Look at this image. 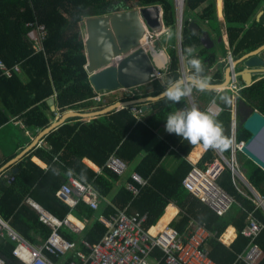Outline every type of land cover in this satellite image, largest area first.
Instances as JSON below:
<instances>
[{
    "label": "trees",
    "instance_id": "1",
    "mask_svg": "<svg viewBox=\"0 0 264 264\" xmlns=\"http://www.w3.org/2000/svg\"><path fill=\"white\" fill-rule=\"evenodd\" d=\"M133 3V6L148 7L158 5L162 9V21L166 29L159 38L160 47L169 46V62L161 80L151 82L150 89L137 87L133 95L125 94L121 98L97 102L93 100L95 92L88 80L85 70L86 57L83 53L84 44L81 35V23L86 17L101 16L119 12L114 0H0V59L12 69L19 65V72L12 71L6 77L0 71V128L10 120H19L25 130L34 134L48 127L55 118L47 99L54 97L58 113L74 110L81 113L102 109L115 101H126L162 93L167 82L180 78L178 57L176 54V13L172 0H122ZM264 0H222V14L225 22V34L228 47L235 59L257 49L264 44V15L257 21L253 16ZM221 10V0L218 1ZM184 13H192L193 20L184 17ZM181 27L179 33L180 54L187 63L186 48L195 46V55L204 66V76L208 75L215 55L202 48L198 36L187 28L189 21L208 22L217 20L215 0H184ZM28 23L43 24L47 30L44 51L36 52L31 39L32 30ZM171 30V43L165 44ZM208 59L204 63V60ZM188 64V63H187ZM224 65L216 70L210 86L223 82ZM191 70L188 72L190 75ZM242 83V82H241ZM242 86H245L242 83ZM196 90V96L189 95L194 107L203 111L205 105L213 101L223 108L217 119L223 127V133L229 138L232 114L231 95L213 91ZM227 97V100L223 99ZM200 103H203L202 105ZM246 105L264 116V78L254 84L245 86L236 101ZM131 107V106H130ZM130 107L110 111L91 121L70 118L61 126L43 137L46 148H34L16 164L18 170L13 181L0 176V217L7 221L23 239L31 243L44 240L50 233V227L39 220V214L27 202L33 200L45 211L58 220L68 215L84 221V229L80 233L70 231L66 226L58 230L67 239L76 241V249L87 254L80 239L95 243L105 232L104 225L98 216H107L127 207L129 213H146L144 228L155 226L162 217L165 208L174 204L178 209L176 217L169 226L179 233H184L188 222L193 220L205 225L215 234L207 243L210 256L216 264H242L237 256L243 254L249 239L241 234L251 217L262 226L255 239L263 253L258 264H264V210L240 195L231 183L229 171L225 168L218 179L219 186L234 198L235 204L228 213L218 216L207 205L200 202L184 189L182 181L192 169L185 160L186 154L195 145L190 144L175 134H166L157 140V133L165 127L166 117L177 109H186L187 97L179 103L165 97L149 104V112L141 117L135 116ZM133 107L139 108V105ZM238 118V117H237ZM236 141H246L250 132L238 124ZM230 139V138H229ZM31 139H24L21 146H27ZM200 144L203 145L202 142ZM152 145V146H151ZM20 146V145H19ZM169 147H176L182 158L172 171L160 167L164 154ZM228 154L229 147L222 151ZM110 155L118 156L131 173L138 174L147 180V185L139 188L137 196H133L123 186L113 192L114 185L120 181L104 167ZM142 158L132 168L139 156ZM14 156V155H13ZM32 158L46 165L41 170L32 163ZM217 158L216 149L205 148L197 166L204 168L205 163H212ZM87 160L98 170H90L83 164ZM241 165L242 173L251 187L264 198V171L252 161ZM1 168V165H0ZM69 177L88 185L97 194V208L91 209L79 200L73 208L63 203L56 193L67 182ZM130 182L128 177L125 183ZM169 208V207H168ZM167 210V209H166ZM171 208L167 213H171ZM168 215V214H167ZM232 227L235 238L229 245H223L218 238ZM230 230L228 234L232 233ZM14 243L8 239H0V257L4 264H17L12 255ZM66 261L75 260L74 253H68ZM154 255L159 257L161 251L155 249Z\"/></svg>",
    "mask_w": 264,
    "mask_h": 264
},
{
    "label": "built area",
    "instance_id": "2",
    "mask_svg": "<svg viewBox=\"0 0 264 264\" xmlns=\"http://www.w3.org/2000/svg\"><path fill=\"white\" fill-rule=\"evenodd\" d=\"M20 2L24 0H18ZM183 3V0H181ZM177 8V2L175 0ZM31 32L33 47L36 52L44 51V41L47 36L45 25L39 23H28ZM145 34L149 39V44L158 40L166 29L152 31L146 27ZM141 47H143L141 45ZM177 57L179 64L180 78H184L182 69V56L180 48L177 45ZM235 57L232 50L227 46L223 58L224 68L228 70L230 82L226 88L215 91L220 93H229L231 95V114L232 121L229 138L231 144L228 154L221 150H216L217 158L212 163H208L204 168L192 167L182 181L185 190L191 193L200 202L207 205L218 216H223L235 204L234 198L226 193L218 184V179L224 172L225 168L229 171L231 183L236 191L252 201L256 207L264 210V198L261 197L247 182L241 173L237 160V152L245 141H236L237 117L236 101L239 93L245 86H239V73L235 65ZM0 71L6 77H10L12 71L19 72V65L15 64L12 69L7 68L0 59ZM165 72L154 71L151 75V81L161 80ZM133 90V89H132ZM135 92V91H134ZM106 93H96L93 100L99 102L101 97ZM55 97V96H54ZM188 108L194 107L187 96ZM59 108L54 111L55 120L59 118ZM130 111L137 117H141L143 112L139 108L130 107ZM214 118L220 116L223 108L217 103L211 101L203 108ZM105 169L117 178H124L128 173V166L118 156L110 155L106 160ZM10 174V173H9ZM4 175L3 178L13 181L12 175ZM130 182L125 183L124 187L133 196H137L139 188L147 185V180L141 178L136 173H131ZM56 196L67 206L73 208L81 200L91 209L97 208V194L88 185H84L73 177H69L67 182L61 186ZM27 202L39 214V220L46 226L50 227L49 235L38 243H31L23 239L9 223L0 217V239L6 238L14 243L12 255L15 257L17 264H216L207 248L208 241L215 236L205 225L193 220L188 222L184 233H179L176 229L166 224L162 229L151 232L152 227L144 228L143 223L146 220V213L139 214L129 213L127 207L123 210H117L107 216L99 215L98 220L104 225L105 232L95 243H88L80 239L83 248L87 251L84 254L76 249V241L67 239L60 232L61 226H66L70 231L80 233L85 226L83 221L73 223L66 217L58 220L49 212L31 199ZM262 230L259 222L251 217L248 225L241 231V234L249 239L246 251L237 256V260L242 264H258L263 257L255 239ZM220 242L221 237L218 238ZM155 249L161 251L159 257L154 255ZM68 253H74L75 260L66 261ZM0 264L4 260L0 257Z\"/></svg>",
    "mask_w": 264,
    "mask_h": 264
},
{
    "label": "water",
    "instance_id": "3",
    "mask_svg": "<svg viewBox=\"0 0 264 264\" xmlns=\"http://www.w3.org/2000/svg\"><path fill=\"white\" fill-rule=\"evenodd\" d=\"M175 13L177 45L179 46L181 13L179 14L177 10ZM144 24L152 31L163 28L162 9L160 6H135L131 10L84 18L81 25L84 29L83 53L86 57L85 70L94 92L111 93L137 87H145L148 90L152 82L150 77L153 72H164L167 69L169 58L166 55V48L160 47L157 40H154L146 47H141L140 40L145 32ZM187 28L193 35L198 36V26L194 21H189ZM198 41L201 47L205 49L213 47L207 32H202L198 37ZM262 51L264 52V44L243 55L240 60L235 61V65L242 66L244 69L239 73V80L245 86L249 87L251 85L253 76L264 74V58L259 56ZM183 79L186 80V77ZM229 82V73L226 69L223 82L217 86H210L207 90L216 91L226 88ZM162 93L153 97L147 96L126 101H115L102 109L90 112L66 111L43 129L35 137L31 145L11 161L9 167L14 166L44 136L70 118L92 120L110 111H117L134 105H141V111L143 112L148 104L164 98ZM46 103L50 107L51 112L55 111L53 98L47 99ZM236 108L238 124L250 132L249 138L239 150L264 171V116L240 103L236 105ZM2 172L0 170V174ZM17 172L18 170L13 168L9 175H16Z\"/></svg>",
    "mask_w": 264,
    "mask_h": 264
},
{
    "label": "crops",
    "instance_id": "4",
    "mask_svg": "<svg viewBox=\"0 0 264 264\" xmlns=\"http://www.w3.org/2000/svg\"><path fill=\"white\" fill-rule=\"evenodd\" d=\"M218 1L219 0H215V5H216V18H217V21H218V24H219V31H218V33L215 30H213L211 27H209L208 22H205V21L204 22H199V23H201L202 27L198 26V24H197L198 22L197 23L195 22V23L198 26V30L200 29V30H202V32H207L208 33L209 40L213 43V47H214V43H217V41L220 39V41L223 43V45H222L221 48H222V51H224L225 48L228 46V43H227V36L225 34L226 33L225 32V22H224L223 14H222V0H221V10H219ZM263 15H264V1L262 2V5L258 9V11L253 16V20L254 21H257L260 17H263ZM175 42H176V46H177V34L175 36ZM211 49H205V50H208L210 53H213L215 55V61L211 65V68H210V70L208 72V75L206 76L209 81L212 79V77L215 74L216 70L220 69V66H223V58H224V55L223 56H220V55L217 54L216 51L214 52ZM166 55L169 58V54H168L167 51H166ZM259 56H261V57L264 58V52L262 51ZM240 59H237V60H240ZM207 60L208 59H205L204 60V63L207 62ZM181 65H182L184 77L187 78L188 77L187 74H188V72L191 69H190V66L184 61V57H182ZM237 69H238V66H237ZM243 70L244 69H242V71ZM262 76H264V75L262 74V75H260L259 77H256V78H253L252 77V79H251V85L254 84L255 82L261 80L262 78H264ZM223 78H224V70H223ZM246 80L248 81V79H246ZM239 81L241 82V80H239ZM120 91H123V90H119V91H115V92H120ZM133 91L137 92L138 91V88H134ZM115 92L106 93L103 97L110 96L112 93H115ZM213 92H215V91H213ZM191 95H193L192 97L194 98L196 96V90H193V92H192ZM189 98H190V96H189ZM102 101H105V99L102 100ZM190 101H191V99H190ZM191 103H192V101H191ZM200 104L202 105L203 103H200ZM187 105H188V102H187ZM139 106H141V105H139ZM140 109H141V107H140ZM143 112H145V113H148L149 112V104L147 105L146 110L143 111ZM89 121H91V120H88V122ZM40 132L41 131H39L38 133L34 134V132H32L31 130H25L23 128L22 123L19 120H10L7 124H5L4 126H2L0 128V165H1L0 170L3 171L0 174L1 177H3L2 174L8 175L9 173H11V171L13 170V168H16L15 167L16 164L21 159L14 166L9 167L11 161L13 159H15L16 156L19 155V153H21L25 148L29 147L31 145V143L34 141L35 137ZM166 134H168V132L165 130V127H164V128H162L157 133V140H160V139L164 138V136ZM27 138H30L31 139V143L28 144L27 146H23L22 147L21 146V143H23L24 142V139H27ZM35 146H39V147L46 148V143H45V141L41 140ZM190 150L191 151H189L186 154L185 160H187L192 167H194V166L198 167L197 166V163L199 162L202 154L204 153L205 147H204V145H202L200 143H197ZM27 154H25V155H27ZM141 158H142V155L139 156V158L134 163V165L132 166V168L134 166H136V164H138V162L140 161ZM181 158H182V156L180 155V153H179V151L177 150L176 147H169V149L166 151V153L163 156V159H162V161L160 163V167L163 168V169H165L166 171H172L175 168V166L178 164V162H179V160ZM32 163H34L36 166H38L41 170H46L47 169L46 165L43 164L42 162H40L36 158H32ZM83 164L85 166H87L90 170L94 171V173H98V170L89 161L84 160L83 161ZM205 165H208V163H205ZM240 166H241V164H240ZM130 170L131 169H129V172L126 174V176L124 178H121L120 181L117 184L114 185L113 192H115V190H117V189H119V188H121V187H123L125 185L126 179L130 176V174L132 172ZM243 177H244V175H243ZM168 207L171 208V211H172L170 214L167 213V210L169 209ZM177 213H178L177 207H175V205L172 204V203L169 204L165 208L162 217L159 219V221L156 223V225L155 226H152L151 232L152 233H155L156 230L162 229L166 224H169L176 217ZM67 217L73 223H78V221H81V220L75 218L73 215H68ZM230 230H232L233 232L230 233V234H228V232ZM234 238H235V230H234V228L229 227L225 231V233L221 236V240L223 241L221 243L223 245H226L227 246V245H229L234 240Z\"/></svg>",
    "mask_w": 264,
    "mask_h": 264
},
{
    "label": "clouds",
    "instance_id": "5",
    "mask_svg": "<svg viewBox=\"0 0 264 264\" xmlns=\"http://www.w3.org/2000/svg\"><path fill=\"white\" fill-rule=\"evenodd\" d=\"M183 4H184V0H183ZM174 7L176 12L177 8L175 5ZM163 28L165 29L164 24H163ZM168 36L169 38H171V30H169ZM186 53L188 57L187 63L191 69L190 75L186 78V80L170 79L167 82V85L162 93L163 97L174 103H179L182 98L191 95L194 88L199 91H206L210 87L208 78L203 75L204 73L203 63L195 55L196 53L195 46L187 47ZM225 70L226 69H224V71ZM95 93H99V92H95ZM102 93H107V92H102ZM51 98H53L54 100V97ZM223 99L227 100V97H224ZM63 113H60V116ZM165 121H166L165 130L169 134H175L178 137H181L183 140H187L190 144L195 145L197 143L202 142L205 148H211L221 151L227 149L231 144V140L228 137H226L223 133L222 124L212 115H210L207 111H201L196 107L177 109L173 112H170L167 115Z\"/></svg>",
    "mask_w": 264,
    "mask_h": 264
},
{
    "label": "rangeland",
    "instance_id": "6",
    "mask_svg": "<svg viewBox=\"0 0 264 264\" xmlns=\"http://www.w3.org/2000/svg\"><path fill=\"white\" fill-rule=\"evenodd\" d=\"M172 1L174 3V0H172ZM114 2L118 4V5H115V6H117L120 9L119 12L126 11V10H131L132 8L129 9V6L130 5L132 6V4H134V2L133 3H125L122 0H114ZM133 8H134V6H133ZM184 17H189L190 20L191 19L192 20L194 19L192 13H184ZM197 24H198V26L202 27L201 23L198 22ZM208 24H209V27H211L213 30H215L218 33V31H219V24H218V21L217 20H215V19L209 20L208 21ZM81 35H82V38H84V29H83V26L82 25H81ZM163 42L165 44H169V43H171V40L169 39V37L168 38H165L164 37ZM222 45H223V43L220 40H218L217 43H214V47L211 50H213L214 52L216 51L218 55L223 56L226 53V48H225L224 51H222V48H221ZM175 49L177 51V46L175 47ZM166 51L169 52V46L168 45H166ZM223 65H224V63H223ZM242 69H243L242 66H238V73H240V71H242ZM259 76L260 75H255V76H253V78H256V77H259ZM262 77H264V76H262ZM239 86H242V83L241 82L239 83ZM129 93L131 95H133L134 91L132 89H130V90H123V91H120V92L112 93L110 96H105V101L107 102V101L112 100V99L117 98V97L118 98H121L125 94H129ZM237 160H238L239 166H240V164L241 165L243 164L244 167H245L249 163L248 162L249 159L247 158V156L244 153L240 152V151L237 152ZM240 170L242 171L241 166H240Z\"/></svg>",
    "mask_w": 264,
    "mask_h": 264
},
{
    "label": "bare ground",
    "instance_id": "7",
    "mask_svg": "<svg viewBox=\"0 0 264 264\" xmlns=\"http://www.w3.org/2000/svg\"><path fill=\"white\" fill-rule=\"evenodd\" d=\"M177 2V12L180 14L181 13V17H182V11H183V3H181V0H176ZM182 20V19H181ZM164 28L159 29L158 32H161ZM149 39L147 37V35L144 33L143 37L140 40V44L143 47H146L149 45Z\"/></svg>",
    "mask_w": 264,
    "mask_h": 264
}]
</instances>
